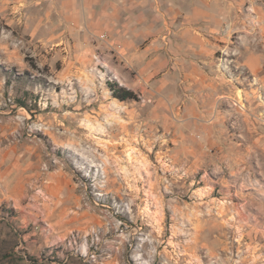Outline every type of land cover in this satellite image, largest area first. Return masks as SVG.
<instances>
[{"label": "rangeland", "instance_id": "1", "mask_svg": "<svg viewBox=\"0 0 264 264\" xmlns=\"http://www.w3.org/2000/svg\"><path fill=\"white\" fill-rule=\"evenodd\" d=\"M53 1L0 0V264H238L241 247L215 262L185 245L201 211L264 230V0L231 4L212 87L182 94Z\"/></svg>", "mask_w": 264, "mask_h": 264}, {"label": "crops", "instance_id": "2", "mask_svg": "<svg viewBox=\"0 0 264 264\" xmlns=\"http://www.w3.org/2000/svg\"><path fill=\"white\" fill-rule=\"evenodd\" d=\"M17 1L5 0L13 8ZM23 1L28 7L30 0ZM236 1L54 0L41 3L39 8L46 14L68 18L71 28L105 33L126 65L147 78L166 80L174 93L182 94L186 79H204L205 85L212 87L218 73L213 67L215 53L231 48L230 35L235 27L229 10ZM222 58L219 76L227 78L233 58ZM253 58L246 56L243 62L253 63Z\"/></svg>", "mask_w": 264, "mask_h": 264}, {"label": "bare ground", "instance_id": "3", "mask_svg": "<svg viewBox=\"0 0 264 264\" xmlns=\"http://www.w3.org/2000/svg\"><path fill=\"white\" fill-rule=\"evenodd\" d=\"M99 130L101 129L99 128ZM146 174L148 177L152 175L151 172H146ZM138 175L141 174H136V176ZM144 212L151 213V209L147 204L144 206ZM242 215L245 216L244 213ZM242 215L238 214V217L233 216V218L230 219L231 221L228 220V222L225 223L219 220L222 216L216 215L214 210H207V212L201 211V214H197L190 223L194 226V233L192 238L187 241L185 250L196 251L197 248L207 249L206 256H210V258L215 259L216 262L220 260V258L217 257L219 254L230 253L232 255L235 248L241 247L238 264H260L264 260V245H260V240H263L264 230L260 231L258 229L259 227L252 224L254 222L250 223L249 218H246L248 215H246L245 218ZM96 219H100V222L108 220L107 216L105 218L98 216ZM212 224L216 225L215 230L210 228ZM207 228L210 233L205 234ZM232 236L237 237L230 240ZM133 239H135V236ZM207 240H209V242H207ZM245 240H248V242L244 243ZM221 260L225 261L224 264H233V260L227 256Z\"/></svg>", "mask_w": 264, "mask_h": 264}, {"label": "trees", "instance_id": "4", "mask_svg": "<svg viewBox=\"0 0 264 264\" xmlns=\"http://www.w3.org/2000/svg\"><path fill=\"white\" fill-rule=\"evenodd\" d=\"M111 89L114 97L118 98L119 100L125 101L135 98L134 92L130 89L122 88L121 86L117 85H111Z\"/></svg>", "mask_w": 264, "mask_h": 264}, {"label": "built area", "instance_id": "5", "mask_svg": "<svg viewBox=\"0 0 264 264\" xmlns=\"http://www.w3.org/2000/svg\"><path fill=\"white\" fill-rule=\"evenodd\" d=\"M97 38H99L101 40H104V39H106V34L105 33H101V34L98 35Z\"/></svg>", "mask_w": 264, "mask_h": 264}]
</instances>
